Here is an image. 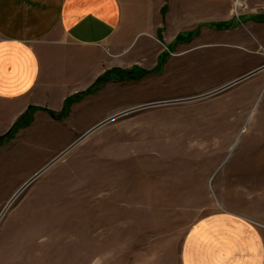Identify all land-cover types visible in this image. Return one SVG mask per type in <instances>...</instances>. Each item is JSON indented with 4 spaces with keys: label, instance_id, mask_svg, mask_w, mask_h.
<instances>
[{
    "label": "rangeland",
    "instance_id": "1",
    "mask_svg": "<svg viewBox=\"0 0 264 264\" xmlns=\"http://www.w3.org/2000/svg\"><path fill=\"white\" fill-rule=\"evenodd\" d=\"M243 12L232 13L240 19ZM241 30L242 19L222 39L191 50L228 61L184 63L158 81L162 88L202 89L246 72L257 56L244 48ZM137 95L135 86L125 93L115 85L97 101ZM211 100L129 114V137H87L11 204L0 222V264H178L195 223L226 210L244 214L249 205L240 193L222 190L242 184L243 170L260 173L263 191L256 195L264 202V71ZM207 103L218 111L207 115ZM46 112L52 118L34 121V135L0 138V216L88 121L83 110L67 120ZM127 183L129 203L114 193Z\"/></svg>",
    "mask_w": 264,
    "mask_h": 264
},
{
    "label": "crops",
    "instance_id": "2",
    "mask_svg": "<svg viewBox=\"0 0 264 264\" xmlns=\"http://www.w3.org/2000/svg\"><path fill=\"white\" fill-rule=\"evenodd\" d=\"M241 1L244 12L237 19L235 0H0V138L34 135L39 118H52L46 111L67 120L83 110L88 121L78 140L117 114L160 103L178 105L264 71V0ZM241 19L247 31L238 32L249 44L244 48L257 56L249 57L247 62L256 63H249L246 72L202 89L162 88L158 81L184 63L228 61L191 50L222 39L223 31L237 29ZM136 77L140 81H129ZM102 83L107 84L102 88ZM115 85L125 93L135 86L138 95L100 104L98 95ZM218 109L207 103L206 114ZM123 130L126 134H120ZM93 133L129 137V113ZM243 173L242 184L222 190L240 193L239 201L249 205L244 214L226 210L195 223L178 264H264V202L256 195L263 191L261 176L251 169ZM114 193L118 199L126 195L129 203V183Z\"/></svg>",
    "mask_w": 264,
    "mask_h": 264
},
{
    "label": "water",
    "instance_id": "3",
    "mask_svg": "<svg viewBox=\"0 0 264 264\" xmlns=\"http://www.w3.org/2000/svg\"><path fill=\"white\" fill-rule=\"evenodd\" d=\"M258 72V71H257ZM255 72V73H257ZM255 73H252L250 75H247L246 77H243L241 79H238L237 81L229 84V85H226L212 93H209V94H206V95H203L201 97H196L192 100H199V99H204V98H209V97H212V96H216V95H219L225 91H227L228 89L234 87L235 85L241 83L242 81L250 78L251 76H253ZM168 105V104H173V103H160V104H156V105H147V106H144V107H141V108H138V109H132V110H129V111H126V112H123V113H120V114H117L109 119H107L106 121H104L103 123H101V125H98L96 127H94L93 129H91L89 132H87L85 135H83L82 137H80L75 143H73L70 147H68L64 152H62L59 156H57L52 162H50L46 167H44L40 172H38L34 177H32L17 193L16 195L14 196L15 197V201L24 193V191H26L45 171H47L49 168H51L54 164H56L58 161H60L67 153H69L73 148H75L78 144H80L82 141H84L87 137L86 136H89L91 133H93L94 131H96L97 129L101 128L102 126L126 115L127 113L131 114V113H134V112H138V111H142V110H145V109H148V108H151V107H155L157 105Z\"/></svg>",
    "mask_w": 264,
    "mask_h": 264
},
{
    "label": "built area",
    "instance_id": "4",
    "mask_svg": "<svg viewBox=\"0 0 264 264\" xmlns=\"http://www.w3.org/2000/svg\"><path fill=\"white\" fill-rule=\"evenodd\" d=\"M245 5L241 0H235V4L233 7V13H237L238 11H240V9L244 8Z\"/></svg>",
    "mask_w": 264,
    "mask_h": 264
},
{
    "label": "bare ground",
    "instance_id": "5",
    "mask_svg": "<svg viewBox=\"0 0 264 264\" xmlns=\"http://www.w3.org/2000/svg\"><path fill=\"white\" fill-rule=\"evenodd\" d=\"M14 203H15V197H13L12 201L9 203V205L6 207V209H5V210L3 211V213L1 214V216H0V222L2 221L3 218L6 217L5 215L8 213V210H9L11 204H14ZM4 216H5V217H4Z\"/></svg>",
    "mask_w": 264,
    "mask_h": 264
}]
</instances>
